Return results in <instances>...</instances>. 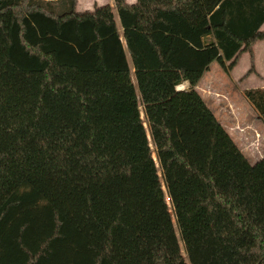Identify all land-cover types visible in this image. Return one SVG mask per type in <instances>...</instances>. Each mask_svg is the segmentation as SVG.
Instances as JSON below:
<instances>
[{
    "label": "trees",
    "instance_id": "obj_1",
    "mask_svg": "<svg viewBox=\"0 0 264 264\" xmlns=\"http://www.w3.org/2000/svg\"><path fill=\"white\" fill-rule=\"evenodd\" d=\"M75 4L0 0V264H264V155L195 87L253 69L264 0Z\"/></svg>",
    "mask_w": 264,
    "mask_h": 264
},
{
    "label": "rangeland",
    "instance_id": "obj_2",
    "mask_svg": "<svg viewBox=\"0 0 264 264\" xmlns=\"http://www.w3.org/2000/svg\"><path fill=\"white\" fill-rule=\"evenodd\" d=\"M96 1L76 0V6L77 4H79V7L83 8H86L87 6L93 7L95 4H98ZM104 1V3H109L112 5V10L114 12L115 19L117 20L119 25L118 14L114 5V0ZM55 2L56 5H60L59 2ZM119 30L121 32L120 25ZM262 50L264 51V47H262ZM127 57L131 68V76L135 83L136 81L133 74L132 63L130 61L128 53ZM236 63L233 68L231 67L230 69L225 71L217 61H213L210 67V72L208 73V77H205V80L203 79L204 81L202 82L201 90L206 102L208 103L210 108H212L217 118L222 124L226 126L225 127L223 125L225 129L229 128L226 129L228 133L231 135V137L234 139V141L237 143L243 153L248 157L249 161L253 163L262 155H264V121L259 116L254 106L246 98L244 91L246 90V83H248V80L250 79H254L255 82H263L264 75L262 73H264V66L261 65L259 66V68L257 67L253 53V69L248 72V68L251 65V60L248 51L239 54ZM232 71H234L233 74L238 75H233ZM182 85L184 87H187V81L181 82V85L179 86ZM252 85L253 83L249 84L247 88L260 87ZM211 95H213L214 97H211ZM140 112L144 120L146 130L149 134V128L145 119L142 104H140ZM150 144L153 148L154 146L151 141ZM154 158L155 160H157L155 153ZM156 164L161 179L162 187L165 192V198L167 200V191L163 182V177L158 161L156 162ZM168 205L170 206L169 209L174 222L175 231L179 239L181 252L186 257L185 248L177 228L171 203Z\"/></svg>",
    "mask_w": 264,
    "mask_h": 264
},
{
    "label": "crops",
    "instance_id": "obj_3",
    "mask_svg": "<svg viewBox=\"0 0 264 264\" xmlns=\"http://www.w3.org/2000/svg\"><path fill=\"white\" fill-rule=\"evenodd\" d=\"M96 1V0H95ZM104 0H99V1H96L98 4H103L104 2H103ZM128 2H133V1H135V0H127ZM102 2V3H101ZM89 5V4H88ZM93 7H91V6H87L86 8H83V7H79V4H77V6H76V4H75V9L76 10H84V9H92ZM260 28L261 29H264V22L261 24V26H260ZM262 47H264V40L263 39H261V40H258V41H256L254 44H253V53H254V57H255V62H256V65H257V67L259 68V66H261V65H263L264 66V51L262 50ZM260 51H263V52H260ZM243 52H247V51H243ZM243 52H241L240 54H242ZM215 61V60H214ZM213 62V61H212ZM212 62L209 64V68L208 69H206L204 72H203V74H202V76L200 77V79H199V81H198V83L196 84V89L201 93V95H202V97L204 98V100H205V97L203 96V93H202V90H201V85H202V82L205 80L204 78L205 77H208V73L210 72V67H211V64H212ZM237 64V63H236ZM235 64V65H236ZM234 65V66H235ZM233 66V67H234ZM232 67V68H233ZM231 70H233V69H231ZM233 72L234 71H232V74H233ZM211 74H212V72H211ZM263 75H264V73H262ZM233 75H238V74H233ZM204 79V80H203ZM253 83V85L252 86H260V87H263L264 86V80H263V82H255L254 81V79H250V80H248V83H246V89H248L247 88V86H249V84H252ZM256 88V87H255ZM210 97V96H209ZM211 97H214L213 95H211ZM206 101V100H205ZM207 103V102H206ZM208 104V103H207ZM209 106V105H208ZM210 107V106H209ZM212 109V108H211ZM224 125V124H223ZM225 126V125H224ZM226 127V126H225ZM226 129H229V128H226Z\"/></svg>",
    "mask_w": 264,
    "mask_h": 264
},
{
    "label": "bare ground",
    "instance_id": "obj_4",
    "mask_svg": "<svg viewBox=\"0 0 264 264\" xmlns=\"http://www.w3.org/2000/svg\"><path fill=\"white\" fill-rule=\"evenodd\" d=\"M178 88H180V89L183 88V85H182V86H179ZM147 133H148V132H147ZM156 161H157V160H156ZM168 204H169V203H168Z\"/></svg>",
    "mask_w": 264,
    "mask_h": 264
},
{
    "label": "built area",
    "instance_id": "obj_5",
    "mask_svg": "<svg viewBox=\"0 0 264 264\" xmlns=\"http://www.w3.org/2000/svg\"><path fill=\"white\" fill-rule=\"evenodd\" d=\"M184 87V86H183Z\"/></svg>",
    "mask_w": 264,
    "mask_h": 264
},
{
    "label": "water",
    "instance_id": "obj_6",
    "mask_svg": "<svg viewBox=\"0 0 264 264\" xmlns=\"http://www.w3.org/2000/svg\"><path fill=\"white\" fill-rule=\"evenodd\" d=\"M178 88V87H177Z\"/></svg>",
    "mask_w": 264,
    "mask_h": 264
}]
</instances>
